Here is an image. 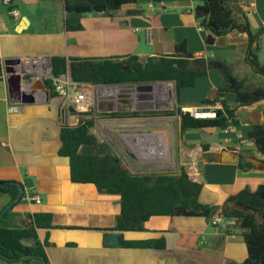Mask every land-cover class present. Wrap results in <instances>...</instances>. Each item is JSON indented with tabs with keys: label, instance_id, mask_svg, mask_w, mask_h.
<instances>
[{
	"label": "crops",
	"instance_id": "crops-1",
	"mask_svg": "<svg viewBox=\"0 0 264 264\" xmlns=\"http://www.w3.org/2000/svg\"><path fill=\"white\" fill-rule=\"evenodd\" d=\"M249 2L232 0L230 7L236 20L248 24L256 35L252 48H258V61L264 65V0H257L254 9ZM149 3L140 0L138 5L125 6L120 14L82 15L69 14L66 0L0 3V181L22 184L27 195L8 212L3 224L21 228L25 215L52 214L61 228L37 231L49 264H244L248 258L236 220L213 226L201 216H155L142 231L120 232L119 245L110 246L109 234L116 232L110 229L120 213L119 196L100 193L92 184L74 183L69 159L59 154L61 129L68 124L73 105L57 95L51 97L46 89L44 80L50 75L53 56L95 60L138 57L144 62L171 54L176 44L185 42L188 52L196 57L224 65L227 76L225 80L220 70L211 69L196 80L194 87L181 89L176 104L184 112L193 107L214 112L221 107L219 89L226 81L229 91L224 100L236 111L240 123L228 131L191 130L181 137L178 119V138L170 142L175 168L198 174L203 183L199 201L204 205L221 207L244 189L264 196V157L247 138L255 126L264 124V98L248 102L237 99V92L254 95L257 89H264V74L255 72L248 62V34L234 29L210 42L209 32L201 27L206 16L197 13L201 0H161L154 3L153 10ZM11 9L19 11V18L10 15ZM68 17L79 18L81 29L68 31ZM146 28L152 30L150 44ZM7 59L22 61L14 67V75L22 76L21 92L32 97V103L9 96L3 65ZM171 83L175 91V83ZM153 87L139 89L150 95ZM116 98L104 99L103 106L111 107ZM122 103L127 105L125 100ZM104 119L101 139L95 146H81V154L114 156L133 175L169 173V130L167 126L159 130L157 115ZM159 131L163 132L162 139ZM240 159L252 168L240 169ZM30 196L40 197L42 203L36 204ZM10 200L9 194L0 190V212ZM121 239H164L165 247L124 248ZM23 243L36 246L33 239ZM0 264L42 263L37 259H0Z\"/></svg>",
	"mask_w": 264,
	"mask_h": 264
},
{
	"label": "trees",
	"instance_id": "trees-1",
	"mask_svg": "<svg viewBox=\"0 0 264 264\" xmlns=\"http://www.w3.org/2000/svg\"><path fill=\"white\" fill-rule=\"evenodd\" d=\"M140 0H66V10L69 14L79 15L97 13L120 14L128 5H138ZM232 0H201L202 11L206 16L201 27L209 32V41L223 36L236 29L247 33L251 52L248 62L257 73L264 74V65L257 58L258 48L253 49L254 35L248 24L239 23L230 7ZM160 3L161 0H149ZM126 13V12H124ZM68 31L81 29L79 18L68 17L66 20ZM211 69L220 70L226 80L227 71L224 65L213 63L204 57H196L188 52L186 43L176 44L175 51L147 58L141 62L138 57L119 59H77L64 56L51 58V77H59L68 71L75 82L88 83L93 86H125L150 83H175V96L179 102V92L184 88L195 86L199 77L206 76ZM3 76L2 61L0 59V79ZM46 89L51 97L56 96L54 83L51 78L44 80ZM229 91L227 82L219 89L221 108L216 109L213 117L192 116L184 112L177 105L174 110L164 112V115L179 117V131L181 137L191 130L204 129H232L239 125L236 111L230 109L224 100ZM257 97L264 98V89H257L254 95L237 92L239 102H248ZM212 104L214 101L205 100ZM95 112L72 113L69 122L61 129V148L59 154L69 159L71 179L76 184H92L100 193L119 196L120 213L115 226L110 229L118 232L142 231L144 224L155 216H201L211 219L215 215L225 220H236L241 236L247 244L248 258L244 264H264V196L244 189L230 196L221 206L204 205L199 201L203 183L197 173L187 172L183 167L175 173L158 175H133L121 167L119 160L109 155L81 154V146H95L98 137L92 132L95 125ZM137 112H109L101 116L136 117ZM247 138L254 142L256 150L264 157V124L255 126L248 133ZM206 149V146L203 147ZM239 168L248 170L250 163L239 161ZM3 182V181H0ZM22 193L13 187L0 185V190L9 194L10 209L0 212V259L7 262H26L37 259L42 264H49L42 245L38 240L39 229H55L61 226L55 224L54 216L50 213L28 214L24 216L21 228H7L3 221L8 212L21 200L26 198L24 186L15 182ZM33 239L35 247L26 246L23 241ZM124 248H155L165 247L164 239L146 241L120 240ZM37 256H41L42 260Z\"/></svg>",
	"mask_w": 264,
	"mask_h": 264
},
{
	"label": "rangeland",
	"instance_id": "rangeland-1",
	"mask_svg": "<svg viewBox=\"0 0 264 264\" xmlns=\"http://www.w3.org/2000/svg\"><path fill=\"white\" fill-rule=\"evenodd\" d=\"M150 91V95H144L141 93L140 89L137 86H127L124 88H116L115 95L108 98H116L115 102L111 107L103 106V100L108 98H103L102 93L96 91V107H95V118L97 117V123H95L92 132L101 139L104 129L102 123L106 121L105 116H101L103 113L109 112H137L138 114H155L158 117V127L161 128L168 127L169 130V173H175L177 169L175 168V161L173 160L172 153L170 150L171 141H176L178 138V119L177 115L168 116L164 115L166 111H172L176 107V96L174 91V86L171 82L169 83H154ZM170 87V89H167ZM99 88H104L99 86ZM122 100L127 102V105L124 107ZM117 109V110H116ZM127 109L126 111H121ZM113 110V111H109ZM109 111V112H108ZM213 113V112H211ZM158 136L162 139L164 137L163 132L159 131Z\"/></svg>",
	"mask_w": 264,
	"mask_h": 264
},
{
	"label": "built area",
	"instance_id": "built-area-1",
	"mask_svg": "<svg viewBox=\"0 0 264 264\" xmlns=\"http://www.w3.org/2000/svg\"><path fill=\"white\" fill-rule=\"evenodd\" d=\"M0 3L3 5H10L11 0H0ZM256 3H257V0H250L249 2L250 8L251 9L256 8L257 6ZM148 8L150 10H153L154 3H149ZM10 15L13 18L17 19L19 18L20 13L17 9H11ZM144 32H145L147 43L149 44L152 43L153 36H152L151 28H146ZM48 78H51L53 80L57 96L61 100L70 101L73 107L76 109V112L78 113H84V112H89V111L95 112V107H96V98H95L96 93L95 92L96 91L103 92L102 93L103 98H108L110 96L115 95L116 88H124V86H103L104 88L98 89L99 86H93L88 83L75 82L69 71L59 77L55 78L49 75ZM218 108H221V107H218ZM188 112L192 116H200L201 114H206V112H202L200 108L198 107L190 108ZM229 129L230 128L225 129V131H228ZM30 199L36 204L42 203L41 198L38 196H30ZM224 220L225 219H223L221 216L215 215L211 219L210 222L213 226H218Z\"/></svg>",
	"mask_w": 264,
	"mask_h": 264
},
{
	"label": "water",
	"instance_id": "water-1",
	"mask_svg": "<svg viewBox=\"0 0 264 264\" xmlns=\"http://www.w3.org/2000/svg\"><path fill=\"white\" fill-rule=\"evenodd\" d=\"M198 15L202 16L204 15V12L202 11L201 8H198L197 10ZM22 61L20 59H7L4 60L3 65H4V72L6 74V80L8 83V91H9V96L11 98H20L21 101L23 103H32L33 102V98L23 94L21 92V83H22V76L21 75H14V67L18 66V65H22L21 64ZM154 85V83H150V84H137V85H131V86H137L138 88H148L150 89L152 86ZM130 86V85H125V87ZM70 113H76V109L74 107L70 108ZM214 113H206V114H201L200 117H213ZM264 166V161L261 162V168H263ZM1 186H6V187H13L16 188L19 191V194L22 193V190L15 186L14 184L11 183H3L0 182ZM10 209V204H8L5 209L4 212L8 211ZM121 233L116 231V232H112L109 234V245L110 246H118L119 245V237H120ZM38 259L42 260L41 256H37Z\"/></svg>",
	"mask_w": 264,
	"mask_h": 264
},
{
	"label": "bare ground",
	"instance_id": "bare-ground-1",
	"mask_svg": "<svg viewBox=\"0 0 264 264\" xmlns=\"http://www.w3.org/2000/svg\"><path fill=\"white\" fill-rule=\"evenodd\" d=\"M167 89H170V87H167Z\"/></svg>",
	"mask_w": 264,
	"mask_h": 264
}]
</instances>
